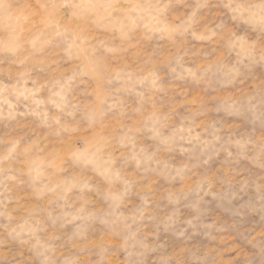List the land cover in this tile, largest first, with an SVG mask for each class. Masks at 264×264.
<instances>
[{"label": "rangeland", "instance_id": "374dc122", "mask_svg": "<svg viewBox=\"0 0 264 264\" xmlns=\"http://www.w3.org/2000/svg\"><path fill=\"white\" fill-rule=\"evenodd\" d=\"M0 264H264V0H0Z\"/></svg>", "mask_w": 264, "mask_h": 264}]
</instances>
